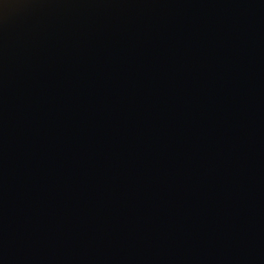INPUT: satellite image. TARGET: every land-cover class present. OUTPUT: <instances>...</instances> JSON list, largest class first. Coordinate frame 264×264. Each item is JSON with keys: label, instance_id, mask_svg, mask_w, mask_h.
I'll return each instance as SVG.
<instances>
[{"label": "water", "instance_id": "95a60500", "mask_svg": "<svg viewBox=\"0 0 264 264\" xmlns=\"http://www.w3.org/2000/svg\"><path fill=\"white\" fill-rule=\"evenodd\" d=\"M0 264H264V0H0Z\"/></svg>", "mask_w": 264, "mask_h": 264}]
</instances>
